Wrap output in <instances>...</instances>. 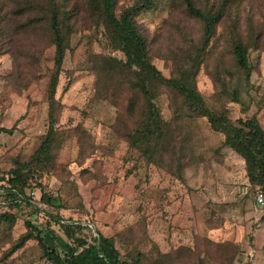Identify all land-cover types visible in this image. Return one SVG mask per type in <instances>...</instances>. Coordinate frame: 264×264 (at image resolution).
<instances>
[{"label":"rangeland","instance_id":"obj_1","mask_svg":"<svg viewBox=\"0 0 264 264\" xmlns=\"http://www.w3.org/2000/svg\"><path fill=\"white\" fill-rule=\"evenodd\" d=\"M136 1L115 0L116 14ZM195 1L205 12L223 9L197 59L198 91L211 110H227L234 121L255 117L264 129V0ZM53 12L72 35L56 95L62 109L55 168L31 181L35 187L41 183V193L60 206L49 212L89 225L95 237L97 231L116 237L123 253L148 252L149 241L173 254L176 264H236L240 245L238 264H264L260 191L249 184L242 158L223 145V135L206 118L188 111L181 95L159 88L155 103L169 132L161 146L165 166L181 160L183 178L171 177L130 148L127 138L146 106L139 96L135 113H129L136 95L131 72L90 0H0V128L11 131L0 133V177L29 161L48 130ZM136 19L152 63L166 78L202 46L203 23L188 14L183 0H156ZM238 41L248 47L249 83L234 61ZM14 213L0 225V264H51L36 239L11 251L29 232L28 221L44 229L48 215L37 217L27 205ZM51 230L45 239L56 248L63 233L54 224Z\"/></svg>","mask_w":264,"mask_h":264},{"label":"trees","instance_id":"obj_2","mask_svg":"<svg viewBox=\"0 0 264 264\" xmlns=\"http://www.w3.org/2000/svg\"><path fill=\"white\" fill-rule=\"evenodd\" d=\"M155 1L137 0L133 6L117 15L115 0H90V5L96 13L99 24L104 27L109 43L114 50L124 54L126 59L123 67L131 72L133 79L131 83L136 95L129 100V113H135L139 96L143 98L146 106L143 120L127 138L130 148L137 150L140 157L147 163L163 168L171 177L179 180L183 178L184 166L181 160L178 161V165H173L174 167L165 166L167 154L161 146L169 132L167 133V124L161 118L155 103L159 88L175 91L182 96L188 111L196 117L206 118L211 129L223 135V145L242 158L249 184L253 188H258L259 195L263 196L261 204L264 210V129L255 117L234 121L227 110H211L196 84L199 71L197 59L206 52L223 9L216 13L205 12L197 7L195 0H183L188 14L203 23L202 46L196 47L194 58L183 65L176 66L174 76L166 78L152 63L146 37L136 19L141 12L151 9ZM49 32L52 44L55 46V57L54 72L48 91L47 133L29 161L22 164L16 163L14 168L0 177V225L4 221H10L14 217V212L24 205L29 206L37 217L48 215V222L46 228L40 229L28 221L29 232L20 238L11 251L16 252L27 240L36 239L44 257L51 264H176L173 254L160 252L156 244L149 241L148 252L135 250L132 253H123L117 245L116 237H107L99 231L95 237L90 232L89 226L81 221L66 219L59 212L55 214L49 212L48 208L60 206L56 205L54 199L45 192L41 193V183H37V187L31 184L35 176H41L36 173L46 174L55 168L56 157L53 151L57 147V126L62 109V104L56 95L72 35L68 27L65 29L62 26L55 12L49 20ZM233 57L236 66L243 73L244 80L249 83L252 70L248 47L241 41L236 42L233 46ZM69 87L68 84L64 92ZM235 94H237L236 91L234 96ZM234 102L239 103V100L234 99ZM10 132L9 129L0 128V133ZM36 192L40 194L38 199L32 196V193ZM53 224L57 225L63 233L62 238L56 239V248H51L45 239L48 232H54L51 230ZM141 227L146 229L145 222H142ZM237 247L239 252L235 258L241 255L242 247L240 245ZM149 251L155 253L154 257Z\"/></svg>","mask_w":264,"mask_h":264},{"label":"built area","instance_id":"obj_3","mask_svg":"<svg viewBox=\"0 0 264 264\" xmlns=\"http://www.w3.org/2000/svg\"><path fill=\"white\" fill-rule=\"evenodd\" d=\"M32 196H36V193H32ZM258 198H259V201L262 203L263 202V196L260 194L259 196H258ZM89 226V225H88Z\"/></svg>","mask_w":264,"mask_h":264},{"label":"crops","instance_id":"obj_4","mask_svg":"<svg viewBox=\"0 0 264 264\" xmlns=\"http://www.w3.org/2000/svg\"><path fill=\"white\" fill-rule=\"evenodd\" d=\"M251 254V253H250ZM251 256H253L252 254H251ZM241 259H240V256L238 257V260L236 261V264H238V262H242V261H240Z\"/></svg>","mask_w":264,"mask_h":264}]
</instances>
